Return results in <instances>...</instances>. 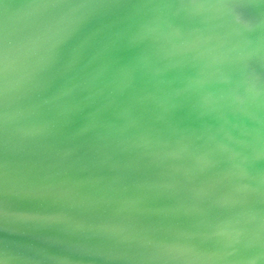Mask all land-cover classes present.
Instances as JSON below:
<instances>
[{"label": "water", "instance_id": "water-1", "mask_svg": "<svg viewBox=\"0 0 264 264\" xmlns=\"http://www.w3.org/2000/svg\"><path fill=\"white\" fill-rule=\"evenodd\" d=\"M0 264H264V0H0Z\"/></svg>", "mask_w": 264, "mask_h": 264}]
</instances>
